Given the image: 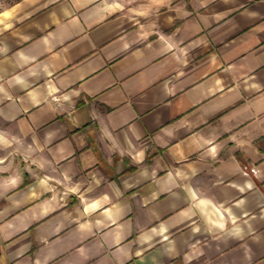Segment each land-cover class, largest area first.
Listing matches in <instances>:
<instances>
[{
	"label": "crops",
	"instance_id": "obj_1",
	"mask_svg": "<svg viewBox=\"0 0 264 264\" xmlns=\"http://www.w3.org/2000/svg\"><path fill=\"white\" fill-rule=\"evenodd\" d=\"M0 264H264V0L4 7Z\"/></svg>",
	"mask_w": 264,
	"mask_h": 264
},
{
	"label": "rangeland",
	"instance_id": "obj_2",
	"mask_svg": "<svg viewBox=\"0 0 264 264\" xmlns=\"http://www.w3.org/2000/svg\"><path fill=\"white\" fill-rule=\"evenodd\" d=\"M15 0H0V11Z\"/></svg>",
	"mask_w": 264,
	"mask_h": 264
},
{
	"label": "trees",
	"instance_id": "obj_3",
	"mask_svg": "<svg viewBox=\"0 0 264 264\" xmlns=\"http://www.w3.org/2000/svg\"><path fill=\"white\" fill-rule=\"evenodd\" d=\"M129 169H133V170H134V169H136V167H134V166H131Z\"/></svg>",
	"mask_w": 264,
	"mask_h": 264
}]
</instances>
